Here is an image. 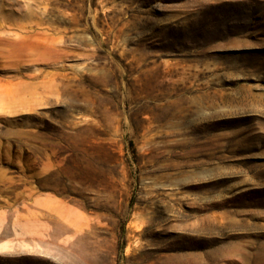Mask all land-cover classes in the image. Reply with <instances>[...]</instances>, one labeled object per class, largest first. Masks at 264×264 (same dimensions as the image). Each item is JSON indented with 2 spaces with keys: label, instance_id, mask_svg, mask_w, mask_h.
Returning a JSON list of instances; mask_svg holds the SVG:
<instances>
[{
  "label": "rangeland",
  "instance_id": "obj_1",
  "mask_svg": "<svg viewBox=\"0 0 264 264\" xmlns=\"http://www.w3.org/2000/svg\"><path fill=\"white\" fill-rule=\"evenodd\" d=\"M0 264H264V0H0Z\"/></svg>",
  "mask_w": 264,
  "mask_h": 264
}]
</instances>
